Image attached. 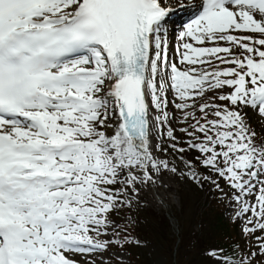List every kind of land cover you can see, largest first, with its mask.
<instances>
[{
    "label": "snow or ice",
    "instance_id": "snow-or-ice-1",
    "mask_svg": "<svg viewBox=\"0 0 264 264\" xmlns=\"http://www.w3.org/2000/svg\"><path fill=\"white\" fill-rule=\"evenodd\" d=\"M185 7L196 10L179 34L181 69L162 38L178 11L167 0H0V264H96L139 247L134 218L114 217L150 189L167 207L166 174L227 196L222 180L244 234L264 232V140L244 111L264 120V0ZM209 256L264 264V240Z\"/></svg>",
    "mask_w": 264,
    "mask_h": 264
},
{
    "label": "rangeland",
    "instance_id": "rangeland-1",
    "mask_svg": "<svg viewBox=\"0 0 264 264\" xmlns=\"http://www.w3.org/2000/svg\"><path fill=\"white\" fill-rule=\"evenodd\" d=\"M211 95V94H209ZM255 118L259 117L251 109H247ZM181 116H178L179 118ZM172 126L177 130L176 135L181 140L186 141L187 138L183 133L179 131L180 127L184 125L179 124L176 120H173ZM155 142H159L157 137H154ZM187 172V170H185ZM173 177V176H172ZM175 180H171L173 186L177 189L168 190L170 192L164 193L166 197L165 202L167 204L166 210L160 206L152 195V190L148 191L150 196L147 202L143 200L141 206L134 209L131 213L121 212L120 216L122 221L127 222V217H132L135 220V225L139 228L148 231L150 237L140 239V246L135 247V250L139 257H141L148 264H172L171 259V244L173 246V240L176 235L181 238L182 243L193 231H198L199 234L204 237L205 244L211 245L214 243L215 233L211 228V219L208 220L207 215L198 218L196 209H200L202 202L201 193L197 187L192 183L193 181L188 179L187 176L173 177ZM173 181V182H172ZM176 182V183H175ZM148 203V204H147ZM252 203H255L253 201ZM170 209V211H169ZM165 212L170 214L175 219V223L178 227V234H175L173 227L168 224L164 225L162 219L165 218ZM232 210H229L227 215H231ZM116 216L114 217V219ZM243 226H240L237 234L242 240ZM260 239L256 240L250 250L255 251L259 248L261 240H264V235L259 236ZM211 240V243H209ZM94 259L99 258L102 263L100 264H135L129 259V252L126 249L109 250L99 257H91ZM96 261V260H95ZM181 261V263H179ZM179 264H211L206 260L205 256L201 253L180 254ZM80 264H84V259L80 258Z\"/></svg>",
    "mask_w": 264,
    "mask_h": 264
},
{
    "label": "trees",
    "instance_id": "trees-1",
    "mask_svg": "<svg viewBox=\"0 0 264 264\" xmlns=\"http://www.w3.org/2000/svg\"><path fill=\"white\" fill-rule=\"evenodd\" d=\"M252 128L257 133V140L260 141L262 137L264 138V131L262 130L258 121H250ZM221 186L225 187L224 182L220 181ZM225 190V189H224ZM200 191L203 195L205 194V201L201 205V208L204 209L202 214H206L208 220L211 219V228L215 233V242L209 243L211 245L205 244L204 237H202L198 231L194 232L189 239L184 241V244L181 245L182 254H191V253H201L205 256L206 260L211 264H221L217 259L209 256V252L215 250L220 255L227 257L229 259H235L239 255L246 253L249 250L250 240L249 236L242 242L237 234V224L236 222L229 221L225 216V206L224 202L226 197L225 195L220 197V192L216 191L212 184H208L207 181L203 182V186H200ZM226 193V191H224ZM228 197L231 199V194H228ZM223 249V252L220 253L219 250ZM138 264H147L142 260L136 258ZM181 263V261L179 262Z\"/></svg>",
    "mask_w": 264,
    "mask_h": 264
},
{
    "label": "bare ground",
    "instance_id": "bare-ground-1",
    "mask_svg": "<svg viewBox=\"0 0 264 264\" xmlns=\"http://www.w3.org/2000/svg\"><path fill=\"white\" fill-rule=\"evenodd\" d=\"M157 143V142H156ZM153 144H155L154 139H153ZM158 155V154H157ZM178 177V176H177ZM175 180V178H173L170 174L169 175H165L164 176V181L166 182V184L168 185V190H175L177 189L175 186L172 185V183L170 182L171 180ZM173 182V181H172ZM176 183V182H175ZM170 192V191H168ZM164 193H162L163 195ZM142 195L144 196V200L147 201L149 199L150 201V196L149 193H142ZM164 196V195H163ZM164 199H166V197L164 196Z\"/></svg>",
    "mask_w": 264,
    "mask_h": 264
}]
</instances>
